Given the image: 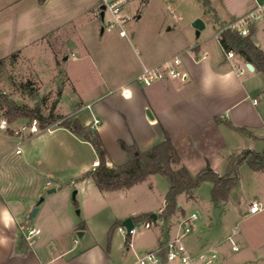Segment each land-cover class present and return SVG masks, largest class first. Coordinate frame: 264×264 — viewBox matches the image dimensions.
<instances>
[{
	"label": "rangeland",
	"instance_id": "obj_1",
	"mask_svg": "<svg viewBox=\"0 0 264 264\" xmlns=\"http://www.w3.org/2000/svg\"><path fill=\"white\" fill-rule=\"evenodd\" d=\"M212 5L218 4L212 0ZM124 12L129 16L125 29L139 52L138 36L180 37V26L186 25L196 37L193 26L196 19L206 22V27L201 29L203 34L215 32L214 19L204 0H134L124 7ZM196 14L199 16L191 20ZM108 18L106 14L104 21ZM168 27L172 28L169 32L166 31ZM131 32L135 34L131 35ZM114 33L96 37L99 50H92L95 61H98V54L103 51L108 36L115 37ZM52 36L25 48L14 61H6L0 66V93H5L18 105L34 107L40 101L45 114L53 104L56 105L55 113L65 116L79 110L77 115L82 122H90L91 114L98 116L97 103L83 99L74 85L67 81V75L69 72L77 73V83L82 89L84 78H89L96 69L87 56L77 61L71 58L65 61L61 52H56L58 39L67 48L70 43L65 39L75 38L73 33L64 30L61 39ZM78 37L86 42L87 37L90 39L84 27L80 28ZM76 53L83 55L80 49ZM82 69H86L85 74L80 72L78 75ZM95 75L97 77V73ZM28 80L32 82L28 87L35 90L34 95H30L28 89L18 87L20 82ZM88 81L90 79L85 83ZM86 104H90L89 108ZM5 111L6 107L0 108V188L21 224L40 229L35 241L27 245L42 252L47 259L45 262L60 264L96 244V239L106 244L110 225L117 219L154 213L157 219L152 218L149 227H145V220L134 224L136 232L130 235V246H125L127 233H120L118 228L111 236L114 264H138V260L157 249L161 241L182 234L183 221L195 213L196 219L190 220L192 231L182 237L190 253L216 252L220 264H264V169L255 171L243 162L238 167V183L231 189L227 201L216 206L211 198L212 183L204 182L191 195L179 194L177 210L165 218L161 215L169 187L165 176L150 175L129 189L99 191L92 177L79 179L93 169V159L97 157L88 141L58 125L51 131L42 129L30 133L29 125L34 119L30 122L28 118L19 117L10 121ZM23 126L26 129L21 131ZM255 133H259V141L250 142L260 144L259 149L262 150L264 127ZM115 146L119 154L128 158L120 145L115 143ZM114 151L111 149L112 154H108L111 166L127 160L118 158ZM53 188L56 190L51 191ZM253 200L260 202L261 211L256 215L244 214L243 207ZM34 207L37 211L29 216ZM216 209L219 215L215 214ZM86 221L89 229L86 225L85 233L79 238L76 227H83ZM233 242L238 245L237 251L232 249ZM170 264L181 263L174 260Z\"/></svg>",
	"mask_w": 264,
	"mask_h": 264
},
{
	"label": "crops",
	"instance_id": "obj_2",
	"mask_svg": "<svg viewBox=\"0 0 264 264\" xmlns=\"http://www.w3.org/2000/svg\"><path fill=\"white\" fill-rule=\"evenodd\" d=\"M215 1L216 6L209 0L215 32L203 34L201 30L199 37H194L186 25H181L180 37L138 36L139 52L130 38L121 36L117 29L103 31V20L97 14L99 0H1L0 58L15 50L21 54L25 48L46 41L49 36L57 39L64 30L73 33L75 38L65 39L70 43L67 48L58 39L56 52H61L65 61L69 58L77 61L85 56L92 60L96 71L92 70L93 75L84 78L82 89L77 83V73L69 72L67 81L74 85L83 99L97 103L98 116L91 114L90 122L84 121L87 123L77 115L79 110L70 116L77 117L84 124H90L93 117L99 120L95 128L109 156L111 149H115L114 154L118 158H127L116 151L115 143L120 145L119 140L136 143L144 151L168 135L181 163L191 174L196 175L209 165L222 175L231 160L243 150L261 151L260 144L250 141H259L260 135L255 132L264 127V70L253 64L252 70L245 69L249 62L236 53L233 58L226 57L216 32L221 25L241 16L257 3H264V0ZM197 16L193 15L191 20ZM204 24L205 28L206 22ZM81 27L90 36L87 42L78 37ZM170 30L172 28L168 27L166 31ZM112 31H115V37L108 36L103 51L98 54V61H95L92 50H99L96 37ZM161 32L162 29L160 35ZM251 38L264 50V17L252 26ZM77 49L83 52L82 56L77 55ZM175 55L182 56L180 70L183 77L165 78L150 86L135 82L143 65L156 66ZM85 70L79 71L78 75L80 72L85 74ZM86 79L90 81L85 83ZM121 87L130 89V98L123 97ZM86 92L90 94L86 95ZM254 99L258 100L257 103ZM86 106L89 108L90 104ZM148 109L153 118L147 116ZM218 116L220 120L216 119ZM228 121L235 127L229 126ZM238 127L247 128L248 132ZM262 146L263 150L264 140ZM126 153L128 160L130 155ZM97 163L96 157L93 159L94 167ZM248 208L249 204L243 207L246 215L250 214ZM5 211L11 217L7 226L2 215ZM21 222L0 188V264H44L47 259L42 252L27 243L21 245L24 238ZM86 225L89 229L86 221L85 228L78 226L76 231H86ZM105 246L96 239V244L60 264H114L112 245L108 253Z\"/></svg>",
	"mask_w": 264,
	"mask_h": 264
},
{
	"label": "trees",
	"instance_id": "obj_3",
	"mask_svg": "<svg viewBox=\"0 0 264 264\" xmlns=\"http://www.w3.org/2000/svg\"><path fill=\"white\" fill-rule=\"evenodd\" d=\"M204 3L207 11H211L209 0H204ZM219 42L224 52L232 50L245 61L264 70V50L256 46L251 38V34L241 36L231 30H225L219 37ZM18 55L19 50H15L7 56L1 57L0 66L4 65L6 61H14ZM31 84L32 82L28 80L20 82L18 87L21 90L28 89L29 94L34 95L35 90L28 87ZM41 103L38 101L34 107H29L26 104L18 105L8 98L5 93H0V108L6 107L4 114L9 117L10 121L19 117L28 118L30 122L36 119L40 129H45L52 123L58 122V126L68 129L78 138L91 143L97 153L98 163L79 179L92 177L100 191L129 189L153 174L165 176L169 183L165 194V205L161 211V215L165 218L170 217L177 210V196L179 194L187 193L191 195L192 191L204 182L212 183L211 198L216 206L220 202L227 201L231 189L238 183V167L243 162H246L255 171L264 169V149L261 151L245 149L231 160L224 174L220 175L207 165L196 175H193L181 163L180 156L168 135L161 142L144 151L136 143L128 144L123 140H119L120 147L129 153L130 158L122 164L110 166L108 164V151L105 144L98 130L91 123L84 124L77 117L55 113V104L45 114ZM216 119L220 120L221 118L218 116ZM228 125L235 127L229 121ZM238 129L248 132V129L244 127H238ZM132 220L135 224L141 220L148 222L152 220V217L147 213L133 216ZM120 226H122V220H115L108 230L105 246L107 253L111 246L112 233ZM83 228H85L84 225ZM26 243L25 238H22L21 245L25 246ZM164 244L165 242H160L159 244L163 257L166 254ZM129 245L130 234H127L125 246L128 247Z\"/></svg>",
	"mask_w": 264,
	"mask_h": 264
},
{
	"label": "built area",
	"instance_id": "obj_4",
	"mask_svg": "<svg viewBox=\"0 0 264 264\" xmlns=\"http://www.w3.org/2000/svg\"><path fill=\"white\" fill-rule=\"evenodd\" d=\"M131 1L134 0H99L98 6H104V19L105 15L108 14L109 18L105 22L103 19V31H111L117 29L121 36L130 38L128 32L125 29V24L129 20V16L124 12V7ZM100 12V8H99ZM173 16L177 19L179 16H176L172 12ZM264 17V3H257L253 8L234 18L225 24L221 25L216 32L218 37L225 30H231L238 33L241 36H247L251 34L252 26L261 18ZM226 57L233 58L235 52L232 50L224 52ZM183 64V59L181 55H175L174 57L165 60L159 65L156 66H145L143 65L141 72L135 77V82L143 85L150 86L158 80L165 78H177L183 77L184 73L181 72L180 67ZM248 67L245 66V69ZM122 95L124 98H130L131 92L128 87H121ZM257 99H254V102L257 103ZM99 120L93 117L91 124L95 127L98 124ZM5 121L2 122V127H4ZM58 125V123H52L45 128V130L51 131L52 127ZM26 129L25 126L21 130ZM39 130H42L38 126V122L34 119L29 125L30 133H37ZM19 150H17L18 152ZM49 183V182H48ZM250 214H256L261 211V204L258 200H253L248 208ZM196 214L193 213L187 217L182 224L184 229L183 233L175 236L172 239L165 241L164 247H166V254L163 257L161 249L158 247L155 250L149 251L144 257L138 260V264H170L171 261L177 260L181 264H220L218 261V254L216 252H211L207 254L205 252H200L197 254H192L189 252L187 246L182 240L184 234H188L192 231V226L190 220L196 219ZM150 223L145 222V227H149ZM23 237L26 242L30 245L35 241V237L40 234V229L37 227H31L29 225L20 224ZM118 230L121 233L134 234L136 232L135 225L128 231L123 225L118 227ZM231 236H229L230 238ZM232 249L234 251L238 250V245L233 242ZM44 264H52V262H45ZM113 264V263H111Z\"/></svg>",
	"mask_w": 264,
	"mask_h": 264
},
{
	"label": "water",
	"instance_id": "obj_5",
	"mask_svg": "<svg viewBox=\"0 0 264 264\" xmlns=\"http://www.w3.org/2000/svg\"><path fill=\"white\" fill-rule=\"evenodd\" d=\"M99 8H100L99 15H100L101 19L103 20V19H104V6H100ZM193 26H194V28H195L196 35L199 36V34H200V30L204 28L205 24H204V22H203L201 19H196V20L193 22ZM247 67H248L250 70L253 69V66H252L251 63H247ZM146 113H147V116H148L149 118H153V115L151 114V112H150L149 109L146 110ZM55 190H56V189L53 188L51 191H55ZM75 193H76V191H74L73 197L75 196ZM41 199H42V198H41ZM36 211H37V208L34 207L33 210H32V212H30L29 216H32L33 214H35ZM215 214H216V215H219V210H218V209L215 210ZM151 217L153 218V220H156V219H157V215L154 214V213L151 214ZM122 225H123L124 227H126L127 230L129 231V230L134 226V223H133L132 218H131V217H128V218H126L125 220H123ZM84 233H85V231H84L83 229H79V230H77V236H78L79 238H82V236H83ZM77 240H78V239H77ZM79 241L81 242V240H79Z\"/></svg>",
	"mask_w": 264,
	"mask_h": 264
},
{
	"label": "clouds",
	"instance_id": "obj_6",
	"mask_svg": "<svg viewBox=\"0 0 264 264\" xmlns=\"http://www.w3.org/2000/svg\"><path fill=\"white\" fill-rule=\"evenodd\" d=\"M5 225L7 226L9 223H11V217L8 215V213L5 211L2 213Z\"/></svg>",
	"mask_w": 264,
	"mask_h": 264
}]
</instances>
